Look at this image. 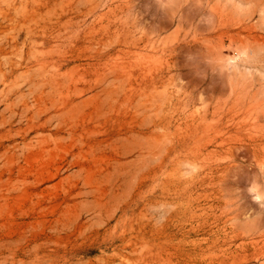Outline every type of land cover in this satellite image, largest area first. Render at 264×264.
Segmentation results:
<instances>
[{"label": "rangeland", "instance_id": "1", "mask_svg": "<svg viewBox=\"0 0 264 264\" xmlns=\"http://www.w3.org/2000/svg\"><path fill=\"white\" fill-rule=\"evenodd\" d=\"M197 2L0 0V264H264V0Z\"/></svg>", "mask_w": 264, "mask_h": 264}, {"label": "clouds", "instance_id": "2", "mask_svg": "<svg viewBox=\"0 0 264 264\" xmlns=\"http://www.w3.org/2000/svg\"><path fill=\"white\" fill-rule=\"evenodd\" d=\"M182 2L183 0H158L160 7L169 11L171 14L181 10ZM197 3L199 6L207 8L206 3H201L199 0ZM225 7L231 8L237 16L244 18L250 14L253 5L251 0H225ZM202 20L209 25H213L216 17L212 13L207 17H202ZM237 56L238 58H234L231 61L225 60L220 67L210 64L213 68L216 67L215 71H218L221 75H227L228 83L230 79L245 83L253 82L257 79H264V48L244 46L240 48ZM191 58L190 56L189 59ZM221 68L224 71H221ZM256 166L259 168L260 175L252 182L249 192L254 202H257L264 209V183L261 182V180H264V168H261L259 165ZM180 167L182 168L181 175L183 179H192L200 171L199 164L194 161H184ZM174 210V206L164 202L152 204L148 207V211L152 214L156 224L164 223L167 216ZM257 216L253 217L249 213L244 215L243 218H237L234 223L240 226L247 225L250 220H255Z\"/></svg>", "mask_w": 264, "mask_h": 264}]
</instances>
